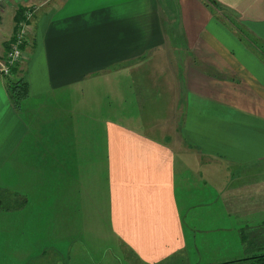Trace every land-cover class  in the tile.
<instances>
[{
  "label": "crops",
  "instance_id": "1",
  "mask_svg": "<svg viewBox=\"0 0 264 264\" xmlns=\"http://www.w3.org/2000/svg\"><path fill=\"white\" fill-rule=\"evenodd\" d=\"M30 7L0 74V264L264 253V0H12L0 64Z\"/></svg>",
  "mask_w": 264,
  "mask_h": 264
},
{
  "label": "built area",
  "instance_id": "2",
  "mask_svg": "<svg viewBox=\"0 0 264 264\" xmlns=\"http://www.w3.org/2000/svg\"><path fill=\"white\" fill-rule=\"evenodd\" d=\"M12 0H0V9ZM24 2L25 0H17ZM27 1V0H26ZM37 7H30L23 11L15 25V32L9 44V50L5 59L0 64V74L6 78H12V70L25 59L24 48L29 40L30 26ZM11 80V79H10Z\"/></svg>",
  "mask_w": 264,
  "mask_h": 264
},
{
  "label": "trees",
  "instance_id": "3",
  "mask_svg": "<svg viewBox=\"0 0 264 264\" xmlns=\"http://www.w3.org/2000/svg\"><path fill=\"white\" fill-rule=\"evenodd\" d=\"M9 92L13 97L14 101H17L27 97L28 95V87L27 84L22 79H17L14 82L9 84ZM264 264V253H258L251 256H248L241 260H236L228 263L221 264Z\"/></svg>",
  "mask_w": 264,
  "mask_h": 264
},
{
  "label": "rangeland",
  "instance_id": "4",
  "mask_svg": "<svg viewBox=\"0 0 264 264\" xmlns=\"http://www.w3.org/2000/svg\"><path fill=\"white\" fill-rule=\"evenodd\" d=\"M14 79H11V81H9V84L11 83V82H14L13 81ZM101 227L103 228L104 226L103 225H101ZM103 242V239H102V237H101V243ZM264 251V250H263ZM42 252V251H41ZM41 252H40V255L36 258V263L37 264H42L43 263V259H42V255H41ZM101 253H102V250H101ZM46 259H47V264H59L60 263V260L59 259H54V261H51L53 258H54V256H52L51 255V253L49 252V249H46ZM105 255H108V254H106V252H105ZM73 255H71V257H72ZM200 258H203L202 257V255L201 256H199ZM102 258V257H101ZM206 259V258H205ZM205 259H201L202 261L201 262H203ZM51 261V262H50ZM204 262H208V261H204ZM109 264V263H108ZM177 264H187V263H177ZM217 264V263H216ZM248 264V263H247Z\"/></svg>",
  "mask_w": 264,
  "mask_h": 264
}]
</instances>
